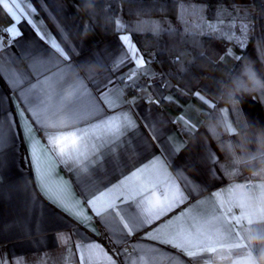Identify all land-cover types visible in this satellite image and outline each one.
I'll list each match as a JSON object with an SVG mask.
<instances>
[{
    "label": "crops",
    "instance_id": "crops-1",
    "mask_svg": "<svg viewBox=\"0 0 264 264\" xmlns=\"http://www.w3.org/2000/svg\"><path fill=\"white\" fill-rule=\"evenodd\" d=\"M232 1L256 7L264 45V0ZM121 22L105 38L77 0H0V259L264 264V177L225 179L202 118L222 96L253 25H234L231 46L180 102ZM237 104L243 128L228 102L216 118L235 157L247 152L249 161L261 153L264 110L255 95ZM72 116L76 128L90 129L76 145L75 129L57 130ZM229 231L243 238L239 248Z\"/></svg>",
    "mask_w": 264,
    "mask_h": 264
},
{
    "label": "trees",
    "instance_id": "trees-1",
    "mask_svg": "<svg viewBox=\"0 0 264 264\" xmlns=\"http://www.w3.org/2000/svg\"><path fill=\"white\" fill-rule=\"evenodd\" d=\"M77 1L105 38L116 34L115 23L122 21L124 31L132 36L142 55L154 57L160 73L159 82L166 93L173 94L180 102L193 97L207 73L231 46L234 25L242 21L253 25L249 41L240 49L227 76L222 96L202 118L204 127L219 147L221 158L217 168L225 179L264 177L253 176L247 162L234 161L235 153L227 133L216 118L219 104L228 102L243 128L244 119L237 101L249 95H255L264 110V45L256 7L239 6L232 0ZM143 20L159 21L161 31L155 34L146 25L138 30L137 23ZM160 103L179 111L174 103L164 100Z\"/></svg>",
    "mask_w": 264,
    "mask_h": 264
},
{
    "label": "snow or ice",
    "instance_id": "snow-or-ice-1",
    "mask_svg": "<svg viewBox=\"0 0 264 264\" xmlns=\"http://www.w3.org/2000/svg\"><path fill=\"white\" fill-rule=\"evenodd\" d=\"M161 10H163V9H161ZM141 25H146V26H148L149 30L153 31L155 34H158V33L161 31V28H160V22H159V21H154V20H143V21H138V23H137V29H138V30H139V28H140ZM122 27H123V22H121V28H122ZM121 28H118L117 30L119 31V30H121ZM247 31H248V25H247V24H243V25L241 26V33H242V34H246ZM229 54H230V53H229ZM249 71H250V70H249ZM250 74H251V72H250ZM76 118H78V117H74V116H72V117H69V120H68V121H61L60 123L63 124V127L57 129L59 132H72V131H74V129H75V131H74V136H75L76 138H74V139L72 140V144H73V145H76V144H77V142H78V141H77V138L79 139V141L83 142L85 136H87L88 133H89V131H90V129H79V128H76V126L72 123V121H73L74 119H76ZM228 127H229V129H231V126H230V125H229ZM63 139H66V137H64ZM62 142H63L62 138H60V137H54V143H55L56 146L61 145ZM59 154H61V155L65 154V148L60 147V148H59ZM248 155H249V153L245 152V157H241V158H235V157H234V161H235L236 159H244L245 162H247V161H246V157H247ZM257 155L260 156L261 158H264V152H262V153H258ZM251 158H252V159H257V156H252ZM239 206H240L241 208H244V207H245V202H244V201H240V202H239ZM239 222H240V221L238 220L237 223H239ZM228 236H229V237L231 238V240H232L233 247H235V248H239V247H240V242H239V241H240L241 239H243V238L240 237L238 234H235V235H234L231 231L228 232ZM212 251H215V249L213 248ZM237 254H239V253H237ZM192 255L195 256V253H192ZM209 258H210V257H209ZM0 264H3V260H2V259H0Z\"/></svg>",
    "mask_w": 264,
    "mask_h": 264
},
{
    "label": "clouds",
    "instance_id": "clouds-1",
    "mask_svg": "<svg viewBox=\"0 0 264 264\" xmlns=\"http://www.w3.org/2000/svg\"><path fill=\"white\" fill-rule=\"evenodd\" d=\"M241 146L243 151H247V141L244 137L241 139ZM257 152H264V136L260 138V142H258L256 147ZM249 165V170L253 176H264V159H252L247 161ZM254 239V237L252 238ZM262 259H264V255H262Z\"/></svg>",
    "mask_w": 264,
    "mask_h": 264
},
{
    "label": "rangeland",
    "instance_id": "rangeland-1",
    "mask_svg": "<svg viewBox=\"0 0 264 264\" xmlns=\"http://www.w3.org/2000/svg\"><path fill=\"white\" fill-rule=\"evenodd\" d=\"M129 246H130V248H129V249H130L129 252H130V253H134V252H135L134 245H133V244H131V245L129 244Z\"/></svg>",
    "mask_w": 264,
    "mask_h": 264
},
{
    "label": "built area",
    "instance_id": "built-area-1",
    "mask_svg": "<svg viewBox=\"0 0 264 264\" xmlns=\"http://www.w3.org/2000/svg\"><path fill=\"white\" fill-rule=\"evenodd\" d=\"M130 248V247H129Z\"/></svg>",
    "mask_w": 264,
    "mask_h": 264
}]
</instances>
